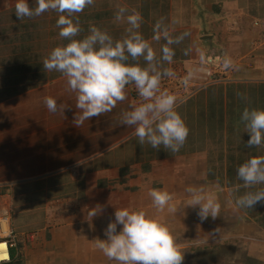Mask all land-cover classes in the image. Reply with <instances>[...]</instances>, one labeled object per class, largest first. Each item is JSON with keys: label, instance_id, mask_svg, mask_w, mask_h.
<instances>
[{"label": "crops", "instance_id": "1", "mask_svg": "<svg viewBox=\"0 0 264 264\" xmlns=\"http://www.w3.org/2000/svg\"><path fill=\"white\" fill-rule=\"evenodd\" d=\"M15 2L0 0V19L9 23L0 32H12L3 35L11 46L0 80V208L9 212L22 264H116L93 240L103 238L115 207L158 217L184 252L183 264H264V203H235L250 190L237 178L238 165L264 155V147L246 145L240 122L246 106L264 108V0H94L77 14L80 37L95 25L120 39L128 25L115 20L116 11H138L157 59L166 43L153 39L157 20L172 36L188 33L172 46V63L163 64L173 73L163 79L182 88L174 93L189 130L175 153L140 145L134 129L121 123L122 111L140 99L132 85L111 112L76 127L75 95L60 73L43 68L52 48L67 43L58 36L57 13L20 20ZM220 50L232 67L225 78L209 79L206 61ZM48 96L68 107L65 113L49 112ZM189 186L216 197L215 219L201 221L198 209L185 207ZM153 188L172 195L162 210L153 205Z\"/></svg>", "mask_w": 264, "mask_h": 264}, {"label": "clouds", "instance_id": "2", "mask_svg": "<svg viewBox=\"0 0 264 264\" xmlns=\"http://www.w3.org/2000/svg\"><path fill=\"white\" fill-rule=\"evenodd\" d=\"M94 0H16L15 15L23 18L38 17L49 10L57 13L58 36L67 43L55 46L43 59V68L60 73L66 80L68 90L75 95V126L84 121L111 112L118 102L127 97V88L132 85L139 102L130 105L121 113V123L134 129V136L140 145L153 149L178 152L184 145L188 128L177 111V98L161 86L164 77L173 73L163 64H171L175 55L173 45L180 44L188 33L172 36L163 19L157 20L153 39L161 36L165 44L161 47L159 59L150 42L140 31L142 16L136 10L119 7L115 20H124L128 27L125 35L114 39L106 30L90 25L87 34L82 31L78 15ZM187 54V50H185ZM143 58L142 65L139 60ZM227 64L228 61L226 60ZM247 101L246 97H242ZM44 104L51 113H65L63 105L58 106L55 98H44ZM243 133L249 139V148L264 147V108L245 107L240 114ZM237 178L249 191L236 198L240 208H253L264 203V155H251L236 170ZM255 189V190H252ZM188 199L185 207L197 210L201 221L215 219L220 211L216 197L206 194L203 188H186ZM153 205L164 209L172 200L165 190H150ZM98 208L91 213L97 215ZM178 211V209H172ZM114 219H109L103 229V238H94V246L106 258L116 264H183L184 252L176 244L168 226L158 217L146 211L129 207H115Z\"/></svg>", "mask_w": 264, "mask_h": 264}, {"label": "built area", "instance_id": "3", "mask_svg": "<svg viewBox=\"0 0 264 264\" xmlns=\"http://www.w3.org/2000/svg\"><path fill=\"white\" fill-rule=\"evenodd\" d=\"M226 60L227 59L225 58L224 50H220L218 52L210 54L209 59H207L206 61L207 77L209 79L225 78L232 67V63L229 60H227V64L225 63ZM170 81L172 80H170L169 78L163 79L161 82V86L163 89H166L170 93L177 96L179 92L174 93V90L182 89L180 87V83ZM8 214L9 212L7 209L0 208V243H4V250L7 253V257L1 258L0 263L10 261L11 250L16 246V235L9 224Z\"/></svg>", "mask_w": 264, "mask_h": 264}, {"label": "rangeland", "instance_id": "4", "mask_svg": "<svg viewBox=\"0 0 264 264\" xmlns=\"http://www.w3.org/2000/svg\"><path fill=\"white\" fill-rule=\"evenodd\" d=\"M4 15H2V16H4ZM6 15L9 16V14H6ZM32 20L36 22L37 17H35V18L33 17ZM7 24H9V23L6 22L5 17L1 18L0 19V31H3L5 25L7 26ZM3 35H5V33H1L0 32V78H1L0 80L4 79V78H2V76L4 74H7L6 71H5V73L3 71V67L5 65L3 59H5L6 55L9 54V52H10L9 47L11 46V42H10L11 40L8 39V42L7 41L5 42V40H4L5 37ZM5 36L6 37H11L12 36V32H8V34H6ZM1 37H2V39H1ZM14 43H16V41H14ZM31 45L34 46L35 48L37 47V45H38V39H36V37L33 39V44L31 43ZM13 47L15 49V50L13 49L15 51V54L14 55L18 54L19 53L18 47H20V43L15 44V45L13 44Z\"/></svg>", "mask_w": 264, "mask_h": 264}, {"label": "trees", "instance_id": "5", "mask_svg": "<svg viewBox=\"0 0 264 264\" xmlns=\"http://www.w3.org/2000/svg\"><path fill=\"white\" fill-rule=\"evenodd\" d=\"M16 59L20 60V59H22V56H18V57H16ZM10 257H11L10 261L1 262L0 264H22L21 257L19 255V253H16L13 249L11 250Z\"/></svg>", "mask_w": 264, "mask_h": 264}, {"label": "bare ground", "instance_id": "6", "mask_svg": "<svg viewBox=\"0 0 264 264\" xmlns=\"http://www.w3.org/2000/svg\"><path fill=\"white\" fill-rule=\"evenodd\" d=\"M5 257H7V253H6V251L4 250V243L1 242V243H0V259H1V258H5Z\"/></svg>", "mask_w": 264, "mask_h": 264}]
</instances>
